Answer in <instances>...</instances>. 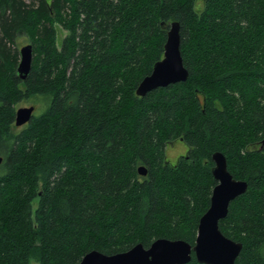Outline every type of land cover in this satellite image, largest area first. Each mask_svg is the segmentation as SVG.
<instances>
[{"label":"trees","instance_id":"16d2710c","mask_svg":"<svg viewBox=\"0 0 264 264\" xmlns=\"http://www.w3.org/2000/svg\"><path fill=\"white\" fill-rule=\"evenodd\" d=\"M175 21L187 79L137 94ZM215 151L248 182L220 228L243 244L236 264H264V0H0V264L194 245Z\"/></svg>","mask_w":264,"mask_h":264},{"label":"water","instance_id":"95a60500","mask_svg":"<svg viewBox=\"0 0 264 264\" xmlns=\"http://www.w3.org/2000/svg\"><path fill=\"white\" fill-rule=\"evenodd\" d=\"M20 56L17 70L24 79L31 70L33 45H24ZM188 75L181 53L180 23L175 21L171 23L167 33L163 58L155 63L151 74L140 82L137 94L144 95L157 87L186 80ZM35 109V105L18 108L16 125L22 126L29 122ZM212 158V172L217 184L208 209L199 219L194 245L184 239L158 238L149 247L138 243L126 251L113 254L94 249L86 253L79 264H186L192 260L193 253L200 263L236 264L243 244L225 235L220 228V221L227 216L232 200L247 190L248 182L233 176L223 152L215 151ZM139 172L147 174L146 167H139Z\"/></svg>","mask_w":264,"mask_h":264},{"label":"rangeland","instance_id":"374dc122","mask_svg":"<svg viewBox=\"0 0 264 264\" xmlns=\"http://www.w3.org/2000/svg\"><path fill=\"white\" fill-rule=\"evenodd\" d=\"M197 5L199 8L202 7L201 4H199V2L197 3ZM57 29H58V40L61 43L62 39L66 35V31L60 25L57 26ZM26 103L27 106L31 104L30 102H26ZM186 152H187V145L181 140H176L169 143L166 149L167 157L172 163H175L178 157L180 155H184ZM31 263L38 264V261L37 259L33 258Z\"/></svg>","mask_w":264,"mask_h":264}]
</instances>
